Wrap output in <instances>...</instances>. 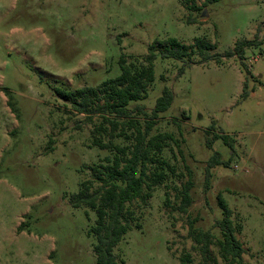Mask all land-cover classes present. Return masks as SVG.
I'll list each match as a JSON object with an SVG mask.
<instances>
[{"label":"rangeland","instance_id":"obj_1","mask_svg":"<svg viewBox=\"0 0 264 264\" xmlns=\"http://www.w3.org/2000/svg\"><path fill=\"white\" fill-rule=\"evenodd\" d=\"M194 3L201 9L186 0H0V264H96L95 213L72 207L68 195L111 153L90 144L102 118L77 113L54 87L97 85L119 73L121 54L142 61L147 45L166 37L185 44L201 37L219 61L158 57L147 98L130 103L143 107L132 117L147 121L167 85L172 101L151 134L183 141L182 153L173 143L163 152L174 164L169 188L158 185L145 202L130 203L136 220L113 248L117 264H180L182 252L191 264H228L213 245L204 260L188 234L194 217L198 228H213L218 193L231 209L241 264H264V0ZM240 39L258 43L242 58L224 57ZM214 133L228 134L232 148L221 138L208 145ZM214 151L227 165L211 168L205 188ZM189 175L192 202L181 213L171 188Z\"/></svg>","mask_w":264,"mask_h":264},{"label":"trees","instance_id":"obj_2","mask_svg":"<svg viewBox=\"0 0 264 264\" xmlns=\"http://www.w3.org/2000/svg\"><path fill=\"white\" fill-rule=\"evenodd\" d=\"M186 1L191 2L187 8L195 11L201 9L194 0ZM215 1L203 0V5ZM190 21L193 22L192 19ZM257 43L256 39L236 40L232 48L225 50L224 57L242 58L245 48ZM214 47L213 43L201 37L194 38L192 44L182 43L174 37L155 38L147 45L142 61H127L121 54L117 59L119 73L105 78L97 85L75 89L54 87V92L67 100L77 113H84L86 117L95 113L102 118L92 130L90 144L111 153L92 164L89 177L82 179L78 190L68 195L72 207L84 206L95 213L94 224L89 227V232L95 240L93 253L96 264H117L113 248L131 229V221L136 220L131 216L130 203L135 199L145 202L154 187L161 184L168 186L166 182L169 176L175 173L174 164L163 152L167 148L171 149L170 143L182 153L179 143L183 140L171 132L151 134L153 119L164 112L172 101L173 94L167 85L161 88L153 108L146 114L147 121L140 122L132 117L134 112L143 113V107L136 105L130 108V103L147 98L148 87L154 79L153 62L156 58H172L187 63L191 62L194 55H198L199 63L210 59L218 62L217 55L208 53ZM5 93L10 97L7 91ZM242 94L246 96V91L243 90ZM218 138L232 148V138L225 133H214L211 139H207V144ZM115 139L120 141L116 142ZM226 165L227 161L220 157L218 151H214L204 168L205 188L208 187L211 168ZM192 187L190 175L179 186L170 187L178 200L177 211L187 213L192 202ZM167 194L166 191L165 196ZM217 205L220 216L215 220L213 228H198L194 217L187 222L188 234L198 245L204 260L210 259V245H213L222 260L228 264H241L242 244L235 236L231 209L220 193L217 194ZM134 224L139 226L138 222ZM179 261L180 264H191L190 253L182 252Z\"/></svg>","mask_w":264,"mask_h":264}]
</instances>
